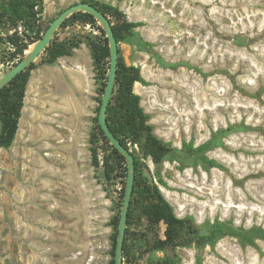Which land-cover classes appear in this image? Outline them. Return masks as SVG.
<instances>
[{
  "label": "rangeland",
  "instance_id": "1",
  "mask_svg": "<svg viewBox=\"0 0 264 264\" xmlns=\"http://www.w3.org/2000/svg\"><path fill=\"white\" fill-rule=\"evenodd\" d=\"M81 1L45 0L43 26ZM99 1L123 6L130 21L143 23L137 37L150 47L140 48L137 38L119 46L148 83L141 85V105L158 137L181 149L232 129L205 153L220 168L206 169L184 154L164 163L166 187L158 186L177 217L198 226L224 222L236 231L214 247L178 248L176 264H264L258 234L264 230V0ZM73 27L100 36L81 25L59 29L58 38L77 37L66 33ZM6 55L0 51V79L13 67ZM89 56L82 53V60ZM45 59L35 62L44 83L27 86L17 135L0 149V264H109L110 222L124 179L106 182L92 165L102 81L91 57L83 68L73 64L75 70ZM133 229L144 232L146 225L135 222ZM165 230L161 223L160 237ZM164 257L135 252L130 264Z\"/></svg>",
  "mask_w": 264,
  "mask_h": 264
},
{
  "label": "trees",
  "instance_id": "2",
  "mask_svg": "<svg viewBox=\"0 0 264 264\" xmlns=\"http://www.w3.org/2000/svg\"><path fill=\"white\" fill-rule=\"evenodd\" d=\"M81 2L90 3L111 20L118 45L131 38H137L140 48L151 46L150 43L137 37L136 29L141 27L143 23L130 21L126 13L118 6L99 0H82ZM44 5L45 0H0V51L3 50L4 54L7 53L5 59L12 61L13 66L27 57L26 52L30 46L43 37L51 24L52 21L47 27L43 26ZM114 22L116 25L113 24ZM98 23L95 17L89 13L77 12L71 15L59 29L90 24L97 28L100 36L86 34L84 38L74 36L61 40L58 38V29L51 43L39 56V58L45 56L44 64L53 65L62 57L73 56L75 50L86 43L90 50L95 78L102 81L97 114L102 103L110 70L109 40ZM35 62L0 89V149L11 146L17 135L27 86L32 72L38 67ZM136 82L144 86L148 85L142 76L141 68L128 65L119 46L117 78L107 109V122L125 149L130 151L129 142L138 144L140 149L139 154L131 152L135 157L136 171L124 238L122 263H132L135 252L141 258L146 255L149 257L154 252H163L165 257L158 259L157 264H176L173 258L178 257L176 253L178 248L195 246L200 251L207 246L214 247L222 238L233 235L236 231L230 224L224 222H206L205 225L198 226L191 217H177L173 206L158 186L166 187L162 176L164 163L169 161L173 155L184 154L189 158H194V162H201L206 169L220 168L222 165L216 160L206 157L205 153L220 146L221 137L227 135L232 129L218 130L208 142L199 147H194L192 143H184L181 149H177L156 135L154 125L150 122L151 116L141 105V97L134 92ZM90 143L92 165L101 169L105 181L111 182L117 176L124 179L119 202L115 207V215L110 222L112 227V259L109 264H115L114 254L128 177L127 161L107 140L98 124L97 117L95 119V132L92 134ZM101 153L103 154L102 159L100 158ZM148 158H151L155 165L154 174L143 161ZM182 163L179 167L181 170L185 169L186 166L184 162ZM135 222L139 225L145 224V231L134 232L133 225ZM161 223L166 225L165 238L160 237L158 233ZM258 234L264 238V230H259ZM135 242L138 243L137 246ZM170 251L173 252L174 256L169 255Z\"/></svg>",
  "mask_w": 264,
  "mask_h": 264
},
{
  "label": "water",
  "instance_id": "3",
  "mask_svg": "<svg viewBox=\"0 0 264 264\" xmlns=\"http://www.w3.org/2000/svg\"><path fill=\"white\" fill-rule=\"evenodd\" d=\"M77 12L89 13L95 17V19L100 23V26L106 33V37L109 40V48H110V70L108 74V81L106 84V88L102 97V103L98 113V124L104 133L107 140L110 144L116 148L127 161L128 166V177L126 181V190L124 194L123 204H122V212L120 217V226L118 230L117 243L114 254L115 264H123L122 263V253L124 246V238L126 235L127 229V221H128V212L131 204V199L134 190L135 183V157L134 155L125 149V147L121 144L120 140L114 135L112 130L109 127L107 122V109L111 102V98L114 92L118 64H119V45L117 39L115 37V33L113 30V25L111 20L96 7L86 2L76 3L67 9H65L62 13H60L49 25L47 30L45 31L43 37L38 40L36 43L30 46L29 50L26 52L27 57L18 63L16 66H13L9 69L0 79V89L6 86L10 81H12L17 75L25 71L33 62H35L39 56L44 52L46 47L51 43L54 38L56 31L60 28L63 22L70 17L71 15ZM85 37V36H84ZM83 37V38H84Z\"/></svg>",
  "mask_w": 264,
  "mask_h": 264
},
{
  "label": "crops",
  "instance_id": "4",
  "mask_svg": "<svg viewBox=\"0 0 264 264\" xmlns=\"http://www.w3.org/2000/svg\"><path fill=\"white\" fill-rule=\"evenodd\" d=\"M110 4H112V5H114V6H118L122 11H124L125 13H126V11H125V9L123 8V6H119V5H117L116 3H114V2H110V1H108ZM77 28H79L78 27V25H77ZM77 29L76 28H71L70 29V31H68V32H66V33H70V34H76V35H78V37H80V38H83L84 36L82 35V33H80V31H77L76 33H74L75 31H76ZM59 36V35H58ZM61 40H63L64 38H60ZM85 52H87L88 53V55H90V50H89V48H88V46H87V44L86 43H84V44H82L81 46H80V48L79 49H77V50H75V52H74V55L73 56H71V57H68V56H65V57H62V58H60L58 61H57V67H58V62L59 63H61V62H65V63H67V65H70V67L72 68V66H73V64H74V66L75 67H80V68H83L84 66H88V62H91V59H90V57H91V55L89 56V60L90 61H86V62H84L83 60H82V53H85ZM38 60V59H37ZM56 64L55 65H53V66H56ZM53 66H51V67H53ZM75 67L74 68H72V69H74L75 70ZM81 69H79V71H80ZM35 71V72H34ZM33 72H32V74H31V78H30V80H29V83H28V85L29 84H31L32 83V81H35V84L36 85H41V87H42V85H43V83H44V79H43V77H42V68L41 67H37V69L36 70H34ZM77 71V70H76ZM141 83H139V82H136L135 83V85H134V92L137 94V95H139L140 97H141ZM147 166L150 168V170H151V173L152 174H154V171H155V165H154V163H153V161L151 160V158H148L147 159ZM156 181V180H155ZM157 183V182H156ZM160 187V186H159ZM134 230V229H133ZM139 232H141V231H139Z\"/></svg>",
  "mask_w": 264,
  "mask_h": 264
},
{
  "label": "built area",
  "instance_id": "5",
  "mask_svg": "<svg viewBox=\"0 0 264 264\" xmlns=\"http://www.w3.org/2000/svg\"><path fill=\"white\" fill-rule=\"evenodd\" d=\"M78 27H81V25H79ZM83 28L88 30V29H92V26L90 24H86L85 26H83ZM128 146L130 148V152H136L139 154L140 149H139L138 144H133V143L129 142ZM100 158L102 159V155L100 156Z\"/></svg>",
  "mask_w": 264,
  "mask_h": 264
}]
</instances>
